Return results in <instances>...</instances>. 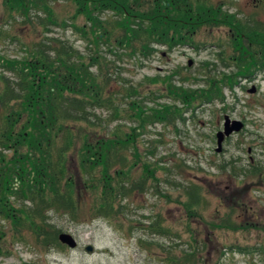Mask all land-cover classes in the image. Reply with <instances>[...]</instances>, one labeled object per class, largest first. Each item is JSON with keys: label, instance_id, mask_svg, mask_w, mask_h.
Here are the masks:
<instances>
[{"label": "rangeland", "instance_id": "374dc122", "mask_svg": "<svg viewBox=\"0 0 264 264\" xmlns=\"http://www.w3.org/2000/svg\"><path fill=\"white\" fill-rule=\"evenodd\" d=\"M207 1L240 19H252L264 26V0ZM51 5L59 23L74 21L80 32L69 24L35 27V16L24 26L25 20L19 17L18 25L10 29L12 38L0 37V56L18 58L23 54L22 42L31 45L53 38L73 45L86 62L90 56L114 62L104 66L105 73L114 85L110 91L124 94L122 102L115 97L116 105L124 112L106 130H91L88 136L95 146L119 138L117 129L123 130L124 136L130 133L134 145L125 152L129 163L125 168L126 186L144 180L146 183L143 191L118 199L111 217L96 215L92 209L99 204L96 200L102 193V168H95L94 179L83 175V142L76 133L65 174L72 180L62 184L76 185L74 198L79 206L73 211L53 206L42 212L45 220L25 216L20 223L0 212V264H180L185 260L183 251H198L196 264H264V72L257 69L248 77L239 76L248 62L240 60V54L230 48V29L204 27L194 45L173 49L161 46L148 59L115 57L109 45H100L98 53L96 46L84 38L82 30L90 32L91 22L83 15L73 19L76 8L70 0H51ZM107 17L105 14L102 19ZM13 23L0 2V31ZM54 71L58 73L60 67L51 73ZM92 72L100 74L96 66ZM254 87L256 92L251 93ZM130 88L138 91L135 102H145L146 108L153 107L163 114L168 111L164 108H171L166 120L148 122L144 127L134 124L128 117L131 114L126 115ZM213 91L216 98L208 101L206 92ZM189 93L196 99L184 103L182 96ZM99 112L102 117L108 113ZM227 116L241 121L244 128L226 138L218 153L217 133L224 130ZM72 127L85 129L81 124ZM56 143H62L60 133ZM28 153L27 147L20 146L7 151L0 161L3 184L14 192L1 193L10 197L18 217L22 215L21 207L32 205L23 202L27 187H22L20 177L14 184L11 170H15V162H39V156ZM145 163L152 167L154 178H146ZM193 186H198L202 199L198 207L188 209L187 188ZM47 197L53 199L49 193ZM18 200L20 206L15 202ZM42 229L45 234L70 233L78 248L44 244ZM88 245L94 246L93 253L85 250Z\"/></svg>", "mask_w": 264, "mask_h": 264}, {"label": "trees", "instance_id": "16d2710c", "mask_svg": "<svg viewBox=\"0 0 264 264\" xmlns=\"http://www.w3.org/2000/svg\"><path fill=\"white\" fill-rule=\"evenodd\" d=\"M70 1L76 8L73 19L83 15L91 22L90 32L85 29L82 32L84 38L96 46L98 53L100 45L107 44L110 46V53L115 57L128 55L148 59L161 46L173 49L179 45H194L196 36L204 27H228L230 48L240 54V60L248 62V66L241 67L239 76L248 77L257 69L264 72V26L252 19H240L221 7L210 5L207 0ZM0 2L14 21L9 29L0 31L1 38H12L10 29L18 25L19 17L25 20L22 25L26 26V21L32 16L37 19L35 27L48 29L49 24H69L80 32L74 21L62 20L59 23L51 0ZM105 14L108 17L102 19ZM16 40L20 42L19 38ZM22 44L25 46L20 57L0 56V161L7 151H15V148L21 146L27 147L30 152L27 155L39 156V162H32L30 159L26 163L15 162V170H11L14 184L15 179L20 177L22 187H27L23 202L28 201L32 205L27 207L25 204L20 208L21 217L16 215V209L10 204V197L1 193L14 192L7 187L8 184H3V175H0V212L9 214L15 222L20 223L25 216L32 220H45L42 212L53 206L66 211L77 209L79 202L74 198L76 185L62 184V181L72 180L65 175L68 174L67 155L72 150L78 133L83 142L80 154L81 172L94 179L93 173L99 165L104 177L102 193L96 200L99 204L96 203L97 206L92 211L98 216L111 217L118 199L122 201L134 191H143L146 183L144 180L140 184L126 186L128 174L125 168L129 163L125 152L134 145L130 133L124 136L125 132L117 129L115 133L119 138L104 140L95 146L92 144L93 139L88 136L91 130H106L124 112L122 106L116 105L115 99L117 97L122 102L121 97L124 94L110 91V86L114 85H111L112 81L105 73L104 66L114 62L108 63L102 56H90L86 62L85 57L73 45L61 39L44 38L31 45L24 42ZM56 66L60 67V71L52 74L51 70ZM94 66L97 67L99 75L92 72ZM171 92L175 94L174 90ZM137 93L136 88H130L127 94L130 102L126 115L131 114L128 117H131L134 124L144 127L148 122L154 124L166 120L171 108H164V111L168 110L166 114L153 107L146 108L145 102H135ZM206 98L208 101L214 100L216 92H206ZM182 99L184 103L190 104L196 96L189 93L182 96ZM98 110L108 112L106 117H102L103 114L98 113ZM77 124L83 125L85 129L81 131L72 127ZM59 133L62 142L60 145L56 143ZM23 163L24 168L21 167ZM21 169L24 171L21 172ZM112 170L114 175L111 176ZM144 171L147 179L154 178L150 164H144ZM93 187L94 184L90 186L91 189ZM48 193L53 196L50 201ZM187 194L188 202L185 205L188 209L198 207L202 199L198 186L188 187ZM18 201L15 202L20 206ZM119 207H122L121 203ZM59 233L45 234L42 229L40 237H43L44 244L64 248L58 240ZM197 252L193 254L183 251L185 260L180 264H196Z\"/></svg>", "mask_w": 264, "mask_h": 264}, {"label": "water", "instance_id": "95a60500", "mask_svg": "<svg viewBox=\"0 0 264 264\" xmlns=\"http://www.w3.org/2000/svg\"><path fill=\"white\" fill-rule=\"evenodd\" d=\"M193 65V61H189V66ZM251 93L256 92V87H254L251 91ZM244 128V124L241 121L237 120H231L228 116L225 118V124H224V130L219 131L217 133V145L218 148L216 151L218 153L222 152L223 150V143L225 142L226 138L230 137L233 133L240 132ZM59 242L68 248L74 250L78 248V242L74 238L73 235L67 232H61L58 235ZM88 253H93L95 248L92 245L86 246L85 249Z\"/></svg>", "mask_w": 264, "mask_h": 264}, {"label": "flooded vegetation", "instance_id": "af4514ba", "mask_svg": "<svg viewBox=\"0 0 264 264\" xmlns=\"http://www.w3.org/2000/svg\"><path fill=\"white\" fill-rule=\"evenodd\" d=\"M47 184H50V183H47ZM57 184H60V182H58Z\"/></svg>", "mask_w": 264, "mask_h": 264}]
</instances>
